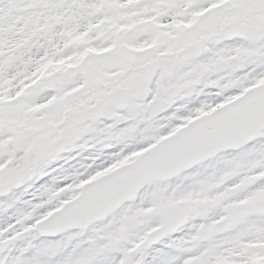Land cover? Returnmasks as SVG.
<instances>
[{
  "label": "snow or ice",
  "instance_id": "6c2138e0",
  "mask_svg": "<svg viewBox=\"0 0 264 264\" xmlns=\"http://www.w3.org/2000/svg\"><path fill=\"white\" fill-rule=\"evenodd\" d=\"M0 264H264V0H0Z\"/></svg>",
  "mask_w": 264,
  "mask_h": 264
}]
</instances>
